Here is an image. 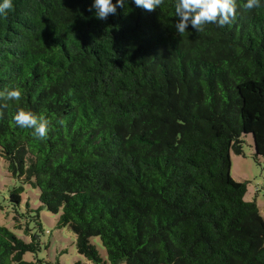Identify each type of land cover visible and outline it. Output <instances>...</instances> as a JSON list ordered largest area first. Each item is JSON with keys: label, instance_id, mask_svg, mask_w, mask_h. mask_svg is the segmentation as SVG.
<instances>
[{"label": "trees", "instance_id": "obj_1", "mask_svg": "<svg viewBox=\"0 0 264 264\" xmlns=\"http://www.w3.org/2000/svg\"><path fill=\"white\" fill-rule=\"evenodd\" d=\"M174 2L101 20L92 0H13L0 16V91H22L0 100L20 232L0 218V264L41 262L24 260L37 237H21L41 209L93 264H264V220L230 176L246 135L264 158V6L236 0L231 24L181 34ZM20 109L49 119L46 139L15 124ZM25 186L40 207L18 212Z\"/></svg>", "mask_w": 264, "mask_h": 264}, {"label": "rangeland", "instance_id": "obj_2", "mask_svg": "<svg viewBox=\"0 0 264 264\" xmlns=\"http://www.w3.org/2000/svg\"><path fill=\"white\" fill-rule=\"evenodd\" d=\"M244 138L246 139L244 140ZM244 138L243 156L231 154L230 176L237 182H246L247 191L244 200L255 201L264 220V158L254 159L252 138L250 135H246ZM18 185L19 181L13 179L7 173L6 164L0 158V206L2 207L0 218L2 219L3 215L9 214V218L8 216L5 217L8 218L5 226L16 233L20 232L14 230L11 226L14 214L7 200L8 191ZM38 195L37 189L25 186L22 194L21 210H18V212H23L26 209V203L29 204L31 209L37 210L40 207ZM38 213L40 229L36 222L29 218L36 215L35 211L29 216L25 215V218L22 219L24 225L28 221L30 235H21V237L27 243L31 242V236L37 237L41 249L36 254H25V261L34 262L38 259L41 261L39 264H93L77 254L75 248L76 236L69 228L58 227V215H53L45 209H41ZM1 219L0 223H5ZM90 243L95 247L99 256L106 260V253L100 239L94 237L90 240Z\"/></svg>", "mask_w": 264, "mask_h": 264}, {"label": "clouds", "instance_id": "obj_3", "mask_svg": "<svg viewBox=\"0 0 264 264\" xmlns=\"http://www.w3.org/2000/svg\"><path fill=\"white\" fill-rule=\"evenodd\" d=\"M129 2L149 12L160 8L165 0H92L89 11H94L98 19H106L114 15L117 8H125ZM264 6V0H245L246 9ZM14 7L13 0H0V16H6ZM175 16L178 21L174 24L177 33H184L191 25L200 32L209 23H216L220 27L231 24L236 18V0H175ZM22 91L18 87L0 91V100L19 101ZM20 128L33 130V135L40 140L46 139L50 131V121L43 115H37L29 110L20 109L13 117Z\"/></svg>", "mask_w": 264, "mask_h": 264}]
</instances>
